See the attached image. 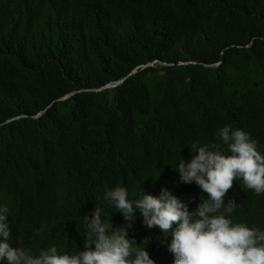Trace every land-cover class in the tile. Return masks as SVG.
Instances as JSON below:
<instances>
[{"label":"trees","instance_id":"obj_1","mask_svg":"<svg viewBox=\"0 0 264 264\" xmlns=\"http://www.w3.org/2000/svg\"><path fill=\"white\" fill-rule=\"evenodd\" d=\"M0 264H264V0H0Z\"/></svg>","mask_w":264,"mask_h":264},{"label":"rangeland","instance_id":"obj_2","mask_svg":"<svg viewBox=\"0 0 264 264\" xmlns=\"http://www.w3.org/2000/svg\"><path fill=\"white\" fill-rule=\"evenodd\" d=\"M237 252H239V247L236 242V231L229 230L222 235V243L219 253L224 257V259L228 260Z\"/></svg>","mask_w":264,"mask_h":264},{"label":"water","instance_id":"obj_3","mask_svg":"<svg viewBox=\"0 0 264 264\" xmlns=\"http://www.w3.org/2000/svg\"><path fill=\"white\" fill-rule=\"evenodd\" d=\"M151 66H152V64H151ZM133 73V72H132ZM123 80H120V81H118V82H116V83H114L113 85H107V86H105V87H103V88H101V89H104V88H110V87H114L115 85H117V84H119V83H121ZM69 95H67V96H65L64 98H62V99H65V98H67ZM45 112V111H44ZM44 112H42V113H40L38 116H41L42 114H44ZM37 116V117H38Z\"/></svg>","mask_w":264,"mask_h":264}]
</instances>
